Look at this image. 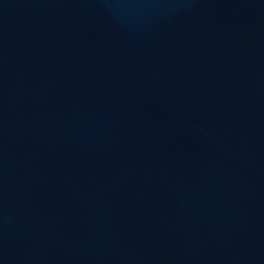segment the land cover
I'll return each mask as SVG.
<instances>
[{
	"label": "water",
	"instance_id": "1",
	"mask_svg": "<svg viewBox=\"0 0 264 264\" xmlns=\"http://www.w3.org/2000/svg\"><path fill=\"white\" fill-rule=\"evenodd\" d=\"M0 264H264V0H0Z\"/></svg>",
	"mask_w": 264,
	"mask_h": 264
}]
</instances>
